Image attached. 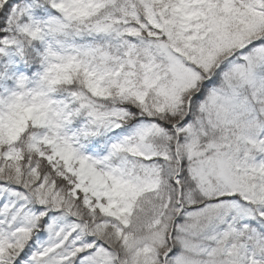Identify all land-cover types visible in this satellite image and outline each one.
<instances>
[{
  "label": "snow or ice",
  "instance_id": "1",
  "mask_svg": "<svg viewBox=\"0 0 264 264\" xmlns=\"http://www.w3.org/2000/svg\"><path fill=\"white\" fill-rule=\"evenodd\" d=\"M0 264H264V0H0Z\"/></svg>",
  "mask_w": 264,
  "mask_h": 264
}]
</instances>
